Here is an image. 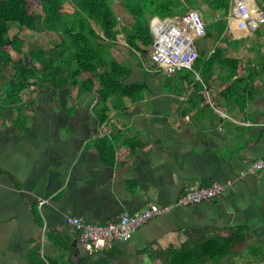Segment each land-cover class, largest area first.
<instances>
[{"label":"crops","instance_id":"0c3cea01","mask_svg":"<svg viewBox=\"0 0 264 264\" xmlns=\"http://www.w3.org/2000/svg\"><path fill=\"white\" fill-rule=\"evenodd\" d=\"M247 1L264 12V0ZM231 25L223 38H200L197 46L210 51L207 57L220 47L223 58L240 62L231 71L219 56L206 77L195 72L205 103L190 99L194 84L184 79L186 72L177 86L163 85V74L138 67L130 82L149 74L154 86L147 84L140 102L125 98V108H112L102 124L94 113L95 92L80 95L76 86L31 85L20 93L21 102L3 105L0 264H35L31 254L38 244L43 261L66 257L54 240L71 241L73 253H81L68 218L105 224L149 205H172L196 183L232 185L218 199L173 208L132 239L113 242L105 249L115 254L112 264H163L143 251L179 248L189 237H201L197 228L227 235L259 218L264 170L243 179L239 174L264 155V23L258 30ZM48 33L50 45L60 41ZM236 75L240 86L232 84ZM229 88L236 93L232 103L221 96ZM105 136L114 151L103 158L98 140ZM38 198L49 203L40 207Z\"/></svg>","mask_w":264,"mask_h":264},{"label":"trees","instance_id":"16d2710c","mask_svg":"<svg viewBox=\"0 0 264 264\" xmlns=\"http://www.w3.org/2000/svg\"><path fill=\"white\" fill-rule=\"evenodd\" d=\"M121 1L134 19L130 27H119L118 17L110 0H0V114L4 110L3 105L21 102L20 93L31 85H54L59 88L70 85L78 87L80 95L95 92L97 103L94 113L99 124H102L109 119L112 108H125V98L133 103L143 100L148 87L144 80L130 82L133 66L129 61H119L113 54L112 49L118 45L119 34L124 35L125 42L136 59V52L145 57L153 44L150 19L154 16H181L190 10H202L205 5L202 17L207 20L206 36L202 39H221L228 29L231 0ZM36 3L40 5L41 12L32 7ZM24 28L40 35H45L46 32L57 34L60 41H53L52 45L49 40L46 45L37 43V48L24 52L25 41L20 37ZM200 49L192 70L183 69L167 75L161 84L177 86L178 75L186 72L184 79L194 84L190 99L195 98L200 103H205L206 98L201 93L202 85L194 81L195 72L206 77L217 57L223 58L225 53L222 48L217 47L207 57L210 51L205 47ZM12 52L21 54L22 57L14 59ZM138 64L142 68V64ZM239 64L238 60L232 58H223L222 62L223 66L235 72ZM154 66L161 74V69L156 64ZM232 84L240 86V77L236 75ZM231 89L221 92V96L229 103L236 96ZM98 142L103 158L113 153L114 147L108 137L105 136ZM36 215L41 222L37 211ZM248 231L249 223L229 229L227 235L197 228L193 232H200L199 239L189 237L179 248L169 247L158 252L147 248L143 253L154 254L162 259L163 264H227L237 256L233 249L245 240ZM50 238L52 239V235ZM54 242L65 251L66 257L43 261L38 244L32 251V261L35 264H74L71 241ZM114 255L106 250L89 256L79 253V264H112Z\"/></svg>","mask_w":264,"mask_h":264},{"label":"built area","instance_id":"2783aa9c","mask_svg":"<svg viewBox=\"0 0 264 264\" xmlns=\"http://www.w3.org/2000/svg\"><path fill=\"white\" fill-rule=\"evenodd\" d=\"M228 25L236 22L239 30L257 29L264 23V12L251 6L247 0H233ZM153 35L151 60L166 75L183 69L192 70L198 56L197 39L206 36L204 18L197 10H190L184 15L160 18L154 16L150 20ZM264 170V155L247 165L239 174L241 179ZM229 182L223 185L213 182L210 185L194 184L174 204L168 206L149 205L133 213L121 214L118 219L105 224H94L83 221L79 217H70L67 223L78 234V245L83 255H95L107 249L115 241L132 239L138 229L151 219L167 214L173 208L199 205L213 201L224 195ZM49 199L38 198L42 207Z\"/></svg>","mask_w":264,"mask_h":264},{"label":"rangeland","instance_id":"374dc122","mask_svg":"<svg viewBox=\"0 0 264 264\" xmlns=\"http://www.w3.org/2000/svg\"><path fill=\"white\" fill-rule=\"evenodd\" d=\"M110 3L118 17L119 27H130L133 24L134 19L130 14L125 12L121 0H110ZM32 7H34L37 12H41L40 5H38V3H36L35 6L32 5ZM204 9H206L205 5L203 6L202 10ZM195 10L199 11L202 16V10ZM204 21L206 22L207 20L204 19ZM51 36L52 35H49L48 32H46L45 35H40L33 30L24 28L22 33V37L25 41L23 51L27 52L29 50L37 48V43H41L42 45L45 44L46 41L51 38ZM199 41L200 39L196 40V46H198ZM151 49L152 47L149 48L148 55L145 57L140 55L139 52H136L135 55L138 58L135 59L133 53L130 51L131 49L125 42L124 35L119 34L118 45L117 47H115L116 51H114V54H116L117 59L121 61H129L133 68H138V63H141V69L146 68L150 71H156L157 68H155L154 63L151 60ZM13 56L15 59L22 57L21 54L17 53H13ZM148 75L142 78L140 76L139 81L144 80L147 84L154 86L151 83V77H148ZM161 75L164 76V79H166L167 75L164 74L163 71H161ZM260 219L263 221L260 222ZM259 223L263 224L264 226V212H261L259 218H256L255 221L251 222L247 237L243 242L238 243L233 249V252L237 254V256L234 259H231L227 264H264V229ZM256 224L260 225V227L258 228V225L256 226Z\"/></svg>","mask_w":264,"mask_h":264},{"label":"water","instance_id":"95a60500","mask_svg":"<svg viewBox=\"0 0 264 264\" xmlns=\"http://www.w3.org/2000/svg\"><path fill=\"white\" fill-rule=\"evenodd\" d=\"M79 253H78V250H76L72 256V260L74 262V264H79Z\"/></svg>","mask_w":264,"mask_h":264},{"label":"clouds","instance_id":"9594fccd","mask_svg":"<svg viewBox=\"0 0 264 264\" xmlns=\"http://www.w3.org/2000/svg\"><path fill=\"white\" fill-rule=\"evenodd\" d=\"M82 254V253H81Z\"/></svg>","mask_w":264,"mask_h":264}]
</instances>
